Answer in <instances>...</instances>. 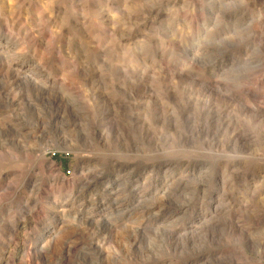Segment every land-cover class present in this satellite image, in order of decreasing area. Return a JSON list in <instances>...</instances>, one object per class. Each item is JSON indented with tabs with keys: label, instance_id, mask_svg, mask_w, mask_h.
Returning <instances> with one entry per match:
<instances>
[{
	"label": "rangeland",
	"instance_id": "374dc122",
	"mask_svg": "<svg viewBox=\"0 0 264 264\" xmlns=\"http://www.w3.org/2000/svg\"><path fill=\"white\" fill-rule=\"evenodd\" d=\"M0 264H264V0H0Z\"/></svg>",
	"mask_w": 264,
	"mask_h": 264
}]
</instances>
